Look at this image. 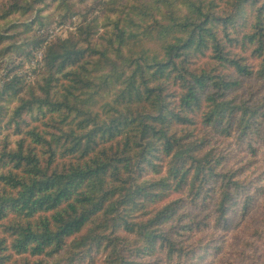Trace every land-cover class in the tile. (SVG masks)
<instances>
[{
  "label": "trees",
  "instance_id": "obj_1",
  "mask_svg": "<svg viewBox=\"0 0 264 264\" xmlns=\"http://www.w3.org/2000/svg\"><path fill=\"white\" fill-rule=\"evenodd\" d=\"M36 1L82 19L28 76L41 12L0 0V264H264V212L226 249L264 197V0Z\"/></svg>",
  "mask_w": 264,
  "mask_h": 264
},
{
  "label": "rangeland",
  "instance_id": "obj_2",
  "mask_svg": "<svg viewBox=\"0 0 264 264\" xmlns=\"http://www.w3.org/2000/svg\"><path fill=\"white\" fill-rule=\"evenodd\" d=\"M31 2H34V10L30 11L26 16L23 17L20 13H15L10 16L11 22L8 23L10 25L12 22H21L23 20L28 21L29 18H32L36 10H39L41 12L40 21L36 22L31 26V29L21 36L18 35L15 39L17 43L20 41H25L28 43L32 41L34 37L38 38H45L46 34L50 35L54 33L55 39L57 36L67 37L70 33H73L78 25V23L81 21L82 17L80 14H74L69 19H66V21H60L59 16L65 11V8H62L60 10H55V8L46 6L43 3H39L36 0H31ZM91 2L89 1L86 5V8L89 7ZM55 27H58L59 30L57 32L54 31ZM51 39V40H53ZM14 51V50H13ZM13 54L5 56L2 61H8L9 57H13L14 59L16 57H19V60H22V57L18 56L14 52H11ZM39 61V55H38V49L35 50L32 53V57H29V60L23 61L22 66V72L24 74H27L30 76L32 73L31 70L36 67L37 62ZM4 73V67L3 64H0V76ZM239 164H243V161H241ZM260 170H264V155L260 156L259 158L255 159L252 166H249L245 173H250L251 175H254L256 172H259ZM255 172V173H254ZM255 204L253 205L251 209V213L249 216H247L244 219V223L238 227H235L234 230H231L226 235L227 243L231 242V239L236 242V244L232 243L231 246L226 245V249L228 252L232 251V248H239L242 245V242L246 240H250L248 237L250 236L252 228H255L259 224V220L264 212V197L259 196L255 200ZM234 236V237H233ZM238 237V238H237ZM233 256V253H232ZM233 257H230V259ZM235 259V258H233Z\"/></svg>",
  "mask_w": 264,
  "mask_h": 264
},
{
  "label": "built area",
  "instance_id": "obj_3",
  "mask_svg": "<svg viewBox=\"0 0 264 264\" xmlns=\"http://www.w3.org/2000/svg\"><path fill=\"white\" fill-rule=\"evenodd\" d=\"M58 30H59V28H58V27H55L54 31L57 32ZM54 35H55L54 33H52V34H50V35H49V34H48V35L46 34L42 46L38 49L39 60H40V58H41L42 51H43L45 45H46L47 43H49V42L51 41V39L54 38Z\"/></svg>",
  "mask_w": 264,
  "mask_h": 264
}]
</instances>
